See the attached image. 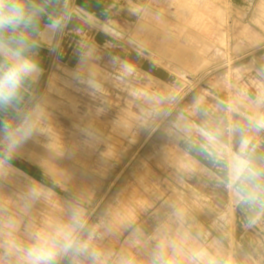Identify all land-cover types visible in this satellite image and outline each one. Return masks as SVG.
<instances>
[{
  "label": "crops",
  "instance_id": "crops-1",
  "mask_svg": "<svg viewBox=\"0 0 264 264\" xmlns=\"http://www.w3.org/2000/svg\"><path fill=\"white\" fill-rule=\"evenodd\" d=\"M23 2L34 27L0 32V65L6 63L8 49L22 47L40 71L24 81L12 106L0 108V121L13 127L29 115L42 91L45 95L47 75L53 65L57 69L62 55L64 27L77 42H94L96 28L102 26H117L120 34L149 42L148 53L138 56L151 60L135 71L149 75V84L158 90L174 88L162 74H173L175 63L177 73L204 79L226 74L216 82H200L195 104L184 103L176 110L174 94L167 95L161 105L166 112L155 111L146 120L157 123L147 137L151 145H163L160 123L166 122L167 141L175 139L188 162L176 168L177 179L167 174L166 181H124L119 199L133 205L102 208L97 215L88 208V219H97L94 233L112 236L82 256L79 264H221L223 251L244 249L264 219V0ZM181 85L190 87L192 82ZM143 88L138 82L120 84V90H134L136 95ZM121 95L132 100L127 92ZM135 101L142 104L141 98ZM138 132L144 133L142 128ZM110 163L113 170L117 157ZM150 169H156L153 162ZM90 179L89 174L88 184ZM155 184L161 191L153 196L143 192V186ZM101 191L94 190V206H104L109 198Z\"/></svg>",
  "mask_w": 264,
  "mask_h": 264
},
{
  "label": "rangeland",
  "instance_id": "rangeland-1",
  "mask_svg": "<svg viewBox=\"0 0 264 264\" xmlns=\"http://www.w3.org/2000/svg\"><path fill=\"white\" fill-rule=\"evenodd\" d=\"M133 37L120 34L117 26H102L96 28L94 42H77L69 27H64L57 69L52 66L45 95L42 91L41 99L31 105L26 116L38 131L8 164L0 165V264H29L28 250L38 243V237L55 238L63 244L64 233L69 231L74 247L60 252L55 264H79L82 256L101 248L99 244L108 243L112 236L94 233L97 219H88V208L91 215L93 209L97 215L102 208L108 211L112 206L133 205V201L125 204L119 199L126 188L124 181H166L167 174L177 179L176 168L188 162L177 141H167L166 122L160 123L159 143L163 145L152 146L147 137L152 124L157 123L146 120L153 112L163 111L167 95L174 94L176 110L184 103L195 104L200 82H216L226 74L204 79L200 74L177 73L175 63L173 74H162L175 83L174 88L158 90L149 84L153 82L149 75L135 71L136 66L151 60L139 57L148 53L150 43ZM194 62L198 65V59ZM159 65L167 67L163 59ZM125 82L143 83L141 95L120 90ZM183 82H192V86L185 88ZM124 92L132 100L125 99ZM135 98H141L142 104ZM120 116L126 121L119 122ZM4 147L0 143V159ZM115 157L117 166L111 170ZM151 162L155 170L150 169ZM99 163L105 167L97 168ZM103 181L108 183L103 185ZM109 181L122 182L111 187ZM99 188L102 195L109 194L101 207L92 201L94 190ZM142 190L153 196L161 191V185L143 186ZM146 203H142L143 209ZM244 247L223 251L221 264H264V219Z\"/></svg>",
  "mask_w": 264,
  "mask_h": 264
},
{
  "label": "clouds",
  "instance_id": "clouds-1",
  "mask_svg": "<svg viewBox=\"0 0 264 264\" xmlns=\"http://www.w3.org/2000/svg\"><path fill=\"white\" fill-rule=\"evenodd\" d=\"M34 27L33 17L25 8L23 0H0V32ZM3 46L0 45V49ZM6 63L0 65V108L12 106L19 99L24 81L39 73L37 62L24 55L22 47L8 49ZM38 131L30 120L25 117L13 127L7 121H0V133L5 145L0 165L8 164L16 151ZM74 247L71 232L64 233V243L58 244L55 238L38 237V243L28 250L29 264H55L60 252H67Z\"/></svg>",
  "mask_w": 264,
  "mask_h": 264
}]
</instances>
